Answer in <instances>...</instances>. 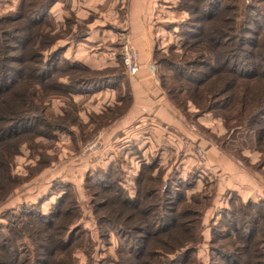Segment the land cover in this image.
Segmentation results:
<instances>
[{"label":"rangeland","instance_id":"374dc122","mask_svg":"<svg viewBox=\"0 0 264 264\" xmlns=\"http://www.w3.org/2000/svg\"><path fill=\"white\" fill-rule=\"evenodd\" d=\"M48 1L0 0V63L4 60L8 66L10 88L16 81L21 83L15 87L19 95L12 92L8 100L20 101L19 108L24 110V102L31 99L29 92L36 93L35 118L20 124V135L6 142L5 149L12 156L9 179L0 194V243L8 239L11 247L16 240L15 249L26 259L35 251L33 241L44 235L39 221L61 223L60 235L70 247L51 264H130L133 250L143 248L148 239L134 228H155L157 212L168 207L166 211L176 209L175 214L186 211L181 219L195 227L197 241L189 254L176 250L177 245L172 249L158 242L153 264H243L248 256L264 264V196L259 195V191L264 193V155L258 149L256 130L228 126L218 105L200 109L189 100L185 109H179L171 100L202 138L192 146L197 162H182L184 147L178 152V145L168 151L154 146L144 153L137 145L146 127L113 125L129 105L128 85L120 89L123 103L112 110H85L84 100L74 98L77 92L106 87L111 82L105 77L113 73L130 74L122 63L121 44L122 65L115 71L94 70L71 61L63 46L67 20H55ZM209 2L214 14H220L211 31L222 34L227 43L222 50L233 51L230 63L241 72L264 71V0H169L165 19H160L163 33L153 52L161 84L164 76L171 82L181 73L199 76L206 71L189 66L186 59L190 56H183L189 55L184 45L194 39L187 32L193 29L198 35V18ZM4 33L9 34L7 38ZM226 95L218 103H225ZM255 127L263 131L264 121ZM157 135L174 137L161 131ZM209 148L219 155L215 163L224 168L227 162L233 165L230 176L224 168L211 165ZM249 202L253 207L248 208ZM246 211L263 216L252 237L262 242L249 251L241 248L245 242L240 238L252 220Z\"/></svg>","mask_w":264,"mask_h":264},{"label":"trees","instance_id":"16d2710c","mask_svg":"<svg viewBox=\"0 0 264 264\" xmlns=\"http://www.w3.org/2000/svg\"><path fill=\"white\" fill-rule=\"evenodd\" d=\"M53 1L54 0L48 1L46 5H51ZM212 6L213 3L209 2L207 6L203 8L204 15L202 14V17L198 18V22H200L199 24L201 25V27L197 29L199 32L198 35H195L196 33L193 29L187 32L188 35L194 39L191 40L192 42L187 41L186 45H184L189 55L186 53L183 57L190 56L186 59L187 64L189 66L197 65L204 67L206 71H200L201 73L199 76L193 75V73H181L180 76H174L173 78L175 81L173 80L171 82L165 81L166 77L164 76L162 78L164 80H162V86L167 89L170 100L174 101L179 109H185L189 100L193 101L200 109L210 107V104V108L214 109L218 105L224 110L220 115L225 119L228 126H251L250 128L255 129L257 132L258 149L264 155V137L261 135L264 133V130L262 131L259 127H255L256 124L264 121V71L241 72L230 63V52L233 51L228 52L222 50V46L227 44L224 43L225 41L221 38L222 34L216 36V31H211L218 21H220V14L215 15V12L210 9ZM34 22L37 21L34 20ZM8 35L9 34L4 33L3 38H7ZM234 36H236V38L239 37L238 35ZM227 37L229 38L230 35ZM239 39L244 40L245 37ZM6 48L5 45H2L4 51ZM260 48L261 46L258 47V49ZM257 54H260V52ZM2 57L8 60V56L5 54H2ZM8 85V66L3 60V62L0 63V194L6 188L5 180L9 179L8 164L12 156L11 153L5 149V147H7L6 142L14 140L20 135L21 131L18 130L17 127L20 124L26 123L27 120L35 118L34 114L36 110L34 101L36 93L34 90L29 92L31 96L30 101H23L24 104L27 103V106H25L23 110L19 108L20 101H16V104H12V102L10 103L8 100L12 92L16 96L19 95L15 87L16 85L20 87L21 83L16 81L14 83V88H10ZM37 85L39 86V84ZM224 95H226L224 99L226 102L224 103V101H222L223 103L221 104V101H219L218 103V98ZM230 110L232 113L228 114L227 112ZM161 204L160 202L159 206L164 208V205ZM247 205L248 208H251L254 204L249 202ZM167 208L168 207L164 208L163 212H157L156 218L158 217V219H155L156 223L153 224L155 228H134V230L144 233L148 239L143 248L137 247V250H133L134 252H132L131 256L128 258L130 264H153L152 258L157 254L155 245H157L158 242H164L162 243L163 245L166 247L172 246V249L177 245L176 250L180 249L183 251L182 249H184L182 253L185 254H189L191 250H194L193 244L197 241L196 232H194L195 227L191 225L189 221L181 219L185 217L186 211H180L181 213L175 214L176 209H170V211L167 212ZM247 212L248 211L244 212V214H248V217H252V220L248 226V232L245 236L240 238L245 242L241 248L249 251L253 248L252 246L262 242V240L253 241L252 237L253 235H257L256 233L261 227L259 218L263 216L258 213V211H256L257 214L255 216ZM61 215H63V213H61ZM147 222L150 223L151 221ZM39 223L40 234L44 235L42 237L40 236L42 239L37 238L39 241H37V239L33 241L35 243V251L32 249L28 254V258L21 259L18 249H15L17 247L16 240H12L10 247V240L6 239L0 243V264H51L56 262L58 253L68 250L70 245L66 244L67 239L60 235L63 230L61 223H46L42 220L39 221ZM55 232H57V235L53 240V234H55ZM180 235L186 236L183 241L179 239ZM168 237L169 239H166ZM169 250L167 253L171 252V250ZM42 256L47 258H43ZM253 257L248 256L247 259L242 262L245 264H259Z\"/></svg>","mask_w":264,"mask_h":264},{"label":"crops","instance_id":"0c3cea01","mask_svg":"<svg viewBox=\"0 0 264 264\" xmlns=\"http://www.w3.org/2000/svg\"><path fill=\"white\" fill-rule=\"evenodd\" d=\"M167 2L169 0H54L50 12L55 20H67L64 54L73 62L94 70L115 71L122 65L120 44L126 36L132 39L139 52L141 66L136 74L113 73V76L105 77L111 82L106 87L77 92L74 98L84 100L82 108L97 112L112 110L123 103L120 89L123 84L128 85L129 105L121 118L116 119L114 127H138V130L146 127L140 145H137L144 153H149L154 146L168 151L178 145V152L184 147L180 156L182 162L192 165L197 162L192 146L202 138L171 102L153 58L156 40L163 33L160 19L164 18ZM159 131L172 133L174 137L163 135L158 138ZM160 141L163 143L157 145ZM215 154L209 148L211 165L222 170L224 165L215 163L219 162L216 158L219 155ZM224 169L230 176L234 167H229L227 162ZM259 195L264 196V193L259 191Z\"/></svg>","mask_w":264,"mask_h":264},{"label":"built area","instance_id":"2783aa9c","mask_svg":"<svg viewBox=\"0 0 264 264\" xmlns=\"http://www.w3.org/2000/svg\"><path fill=\"white\" fill-rule=\"evenodd\" d=\"M121 56L122 63L126 71L130 74H135L140 69L141 63L139 59V53L136 45L128 36L124 37L121 42ZM200 154H203V150H199Z\"/></svg>","mask_w":264,"mask_h":264}]
</instances>
